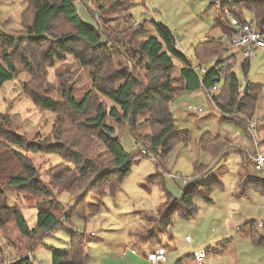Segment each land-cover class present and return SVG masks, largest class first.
<instances>
[{"label":"trees","instance_id":"1","mask_svg":"<svg viewBox=\"0 0 264 264\" xmlns=\"http://www.w3.org/2000/svg\"><path fill=\"white\" fill-rule=\"evenodd\" d=\"M25 2L26 7L21 13L23 36H9L0 32V89L5 82L13 79L16 62L20 63L22 71L29 76L23 89L31 102L55 115L53 141L29 140L23 134L16 133L9 114L0 112V227L15 222L21 235L37 241L59 226V216L55 213L56 207L60 206L58 200L56 207L51 201H48V205L47 202L42 203L37 210L36 223L30 227L21 209L5 201L4 193L8 189L41 196L51 194L53 190L71 195L81 192L75 196L74 205L63 215L68 223L74 217L83 220L88 217L91 205L87 201L89 194L100 200L107 193L113 195L128 175L132 163L145 156L142 150L152 153L157 168L164 171V160L172 148L178 143H186L189 138V132L176 125L169 109V103L176 95L200 86L208 90L217 84L221 94L212 95L211 99L220 111L242 112L251 105L249 90L247 94L239 95L242 81L230 68L231 61L238 58L234 55L221 58V52L227 49L222 36H208L193 47V57L197 62L215 59L214 65L200 78L193 72L187 57L177 48L175 35L162 22L144 19L120 31L111 27L107 23V15L118 11V1L106 8L99 7V18L87 8L93 24H88L79 16L76 0ZM227 5L228 9L224 5L219 6V13L212 25L221 33L230 31L225 10L241 21H246L244 11H249L258 26L264 25V0H234ZM153 31L156 35H152ZM110 47H114L111 53ZM112 53L123 58L127 66H118ZM66 55L89 68L90 88L79 100L74 96V82H69L75 80L77 71L70 68L62 70V73H54L55 78L60 80L61 100H55L43 89L40 90L47 69L57 61L64 60ZM173 58L183 64L181 77L172 75ZM249 60L247 58L240 63L244 77L248 73ZM98 94L111 100L113 105L107 108L98 100ZM140 114L146 116L139 123ZM115 124H126L135 143L140 146L130 153L126 152ZM143 124L147 126L148 133H137V127ZM93 139L101 142L105 148L106 159L91 158L85 154L86 146ZM197 144L202 152L218 158L227 140L222 136L212 137L207 132L202 134ZM24 151L57 154L66 162L51 167L47 172L48 182L44 183ZM202 167L195 162L194 173L201 172ZM162 179L163 173L157 172L148 176L147 182L159 181L164 190ZM257 181L255 189L264 192V178ZM219 186L220 181H196L186 187L179 198H173L166 192L164 203L156 210V227L165 232L176 218H190L197 210L195 198L210 201L211 191ZM259 225L256 221H250L238 228L239 231L247 228L242 236L254 247L264 246L261 232L264 231V222L261 223L262 230ZM146 242L150 245L158 243L159 238L152 234ZM87 251L85 235L73 232L65 251L51 253L50 264H86ZM10 264L37 263L24 255Z\"/></svg>","mask_w":264,"mask_h":264},{"label":"rangeland","instance_id":"2","mask_svg":"<svg viewBox=\"0 0 264 264\" xmlns=\"http://www.w3.org/2000/svg\"><path fill=\"white\" fill-rule=\"evenodd\" d=\"M233 1L188 0L190 8L200 11L198 16L201 23L193 29L194 35L192 32L184 35L174 33L183 45L182 53L191 66L201 65L209 70L214 65L215 59L197 62L193 57V46L190 44L203 41L208 36L221 38L220 29L212 28L214 17L218 15L220 5L228 9L227 4ZM82 2L85 0H76L77 7H80ZM152 6L151 0H147L142 5L129 8L132 15L131 26L137 25L135 20L145 17L158 21L161 17L158 14L160 9ZM25 7V0H0V32L9 36H23L21 13ZM94 11L96 18H99V10ZM144 11L147 15L143 14ZM225 12L228 11L225 10L224 14ZM110 14L112 13L107 16ZM243 14L246 20L252 16L249 11H244ZM152 35L156 33L153 31ZM102 39L105 40V37ZM110 48L111 53L114 47ZM111 55L118 66H127L123 58H118L114 53ZM230 55L240 58L235 48L227 46V49L221 52V58ZM238 62L231 61L230 68L240 81H243L238 89L239 95L244 93L245 82H249L247 92H250L251 105L242 112H222L211 99L212 95L220 96L221 91L209 92L208 89L207 92L203 86L174 96L169 103V109L176 125L189 132L188 141L178 143L172 148L164 160V171L157 168L156 160L142 156L143 158L132 163L128 175L113 195L107 193L100 200L89 194L87 201L91 205L85 220L74 217L67 223L63 218L64 213L74 205L75 196L81 192L71 195L67 192L56 193L53 190L54 193L41 196L13 188L6 190L5 201L21 209L30 227L36 223L37 210L42 203L47 202L48 205V201H51L56 207L58 200L60 206L56 207L55 213L59 216V226L37 241L21 235L15 222L0 227V264L14 263L24 255H28L37 264H50L51 253L65 251L73 232L85 235L88 248L86 264H105L106 256L119 255L124 245L141 255L149 248L141 241L147 240L152 234L159 236L161 245L167 249V261L162 264H176L180 258L186 260L187 264H198L193 259V251L199 249L207 251V258L202 264H264V246L254 247L242 236L246 227L238 230L242 224L250 221L259 223V228L264 222V192L254 187L257 179L264 176L255 172L251 165V158L256 152L264 154V53L260 52L250 58L246 77ZM173 63V77H181L182 62L173 58ZM66 68L77 71L75 80L69 82H74V96L79 100L90 88L89 68L81 66L70 55H66L64 60L57 61L53 67L47 69V76L40 90L43 89L45 94L55 100H61L60 80L55 78L54 73H62ZM22 70L20 63L16 62L13 79L5 82L0 89V112L9 114L16 133L23 134L29 140L52 142L55 115L31 102L23 89L24 84L29 81V76ZM97 96L107 108L113 105V102L102 94ZM188 105L202 107L203 110L197 113L188 110ZM145 116L146 114H140L138 122ZM251 123L255 125L254 129H259L258 133L254 132V137L247 129V125ZM115 128L126 152L130 153L140 146L135 143L136 140L126 124H115ZM136 131L147 134L148 128L143 124L138 126ZM207 132L213 137L222 136L227 140L226 147L218 158L211 157L198 148L197 141ZM24 152L31 158L39 178L44 183L48 182L47 172L51 167L66 162L57 154ZM85 154L91 158H107L105 148L96 139L88 143ZM195 162L203 166L202 171L196 174L193 170ZM157 172L163 173L164 190L159 181L147 182V177ZM169 173L177 175V178H172ZM196 181H220L221 186L211 191L210 201L195 198L197 210L193 216L185 220L176 218L167 231H160L155 225L156 220L153 219L157 218L156 210L165 201V193L179 198L182 191ZM261 232L264 235V231ZM186 237L190 241H186ZM153 245L159 246L157 242ZM172 245L176 248L169 250L168 247Z\"/></svg>","mask_w":264,"mask_h":264},{"label":"crops","instance_id":"3","mask_svg":"<svg viewBox=\"0 0 264 264\" xmlns=\"http://www.w3.org/2000/svg\"><path fill=\"white\" fill-rule=\"evenodd\" d=\"M117 1L120 3V8L118 9L117 13L110 14L108 16L107 21H110L109 25L111 27L113 26L114 29L120 31L122 28H126V27L131 26L132 15L130 13L129 8H131L135 5H142L147 0H85V2H82V5L80 7H77V5H76V8H77L79 16L85 22H87L88 24H93L92 16L88 12L87 8H89L91 11H93V13H95L94 10H97L99 7L106 8V7L111 6L114 2H117ZM92 2H93V4H92ZM151 2L153 4V6H152L153 8L156 7V8L160 9V12L158 11L159 12L158 14H160L161 17H160V19H158V21H160L164 25H166L172 31V33L174 35H175L174 32H178L180 35L189 34L191 32L193 33V31H194L193 29L195 27L199 26L201 23V19L198 16L200 11L190 8V6L188 4L189 3L188 0H151ZM143 14L147 15V13L145 11ZM146 18L147 17H145L143 19L135 20L134 23L138 24L141 20H144ZM214 19H215V17H214ZM116 27H118V28H116ZM194 34L195 33H193L192 35H194ZM205 35L207 36V34H205ZM175 37H176V40L178 42V44L176 46L182 52L183 51V45H181L179 43V39L176 35H175ZM196 44L191 43L190 45L194 47ZM192 52H193V50H192ZM259 53H257V54H259ZM262 53H264V52H262ZM176 78H178V77H176ZM258 130L259 129L256 127L254 129V132L258 133ZM246 157L247 156L245 153V159H246ZM153 220L154 221L156 220V223H155V225H156L157 224V218H154ZM158 238H159L158 244L161 245L160 237L158 236ZM141 242L143 244H145V246H147V247L150 245V243L146 242V240H142ZM168 248H169V250H172V249H175L176 247H174L172 245ZM201 250H203V249L195 250L193 252L196 253V252H199ZM147 252H148V249L144 250L141 253V255H138L137 253L134 254V253H131L130 249H128V247L124 245V246H122L121 253L119 255L106 256V258L104 259V263L105 264H146L145 256H146ZM206 258H207V251H206V257L203 258L202 262ZM193 259H194V254H193ZM178 262H180V264H187L186 260H183L182 258L178 259L176 261V264Z\"/></svg>","mask_w":264,"mask_h":264},{"label":"built area","instance_id":"4","mask_svg":"<svg viewBox=\"0 0 264 264\" xmlns=\"http://www.w3.org/2000/svg\"><path fill=\"white\" fill-rule=\"evenodd\" d=\"M225 17L227 18L230 24V31L227 33H222V39L226 43L227 46L235 48L237 50V54L240 56L238 58V63L244 59L251 58L255 56L259 52H264V25L258 26L254 17L251 16L249 20L241 21L237 17L230 15L228 12H225ZM137 24V23H136ZM176 45L178 44L177 40H175ZM235 56V55H234ZM192 70L196 73L200 78L206 74L208 69L202 67L201 65H192ZM211 91H220L219 85L215 84L210 89ZM208 92V90H206ZM188 110L194 112H201L203 110L202 107H196L192 105L187 106ZM254 127L253 123L247 125L248 131L254 137ZM142 153L145 156H148L150 159L155 160L153 154H151L146 149L142 150ZM252 169L260 173L264 176V154L261 152H256L251 158ZM169 175L176 179L177 175L170 174ZM187 241H190L188 237L185 238ZM131 253H136L135 250L130 249ZM167 250L164 246H154L153 244L149 245L148 252L145 256L146 264H162L167 261ZM206 257V250H201L199 252L194 253V259L198 264H202L203 258Z\"/></svg>","mask_w":264,"mask_h":264},{"label":"water","instance_id":"5","mask_svg":"<svg viewBox=\"0 0 264 264\" xmlns=\"http://www.w3.org/2000/svg\"><path fill=\"white\" fill-rule=\"evenodd\" d=\"M148 66V64L146 63V67ZM248 84L249 82H245V85H244V94H247V87H248Z\"/></svg>","mask_w":264,"mask_h":264}]
</instances>
